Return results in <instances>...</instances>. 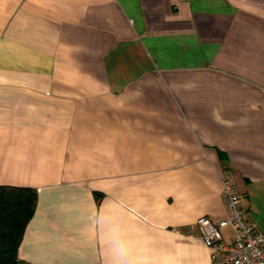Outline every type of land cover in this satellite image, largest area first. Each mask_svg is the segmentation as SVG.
Wrapping results in <instances>:
<instances>
[{"label": "crops", "instance_id": "0c3cea01", "mask_svg": "<svg viewBox=\"0 0 264 264\" xmlns=\"http://www.w3.org/2000/svg\"><path fill=\"white\" fill-rule=\"evenodd\" d=\"M222 177L264 233V0H0L22 264H211Z\"/></svg>", "mask_w": 264, "mask_h": 264}, {"label": "built area", "instance_id": "2783aa9c", "mask_svg": "<svg viewBox=\"0 0 264 264\" xmlns=\"http://www.w3.org/2000/svg\"><path fill=\"white\" fill-rule=\"evenodd\" d=\"M221 194L226 217L213 220L202 216L196 220L203 243L211 250V264H264V233L247 218L235 182L221 178ZM230 227L232 240L224 242L221 229Z\"/></svg>", "mask_w": 264, "mask_h": 264}, {"label": "trees", "instance_id": "16d2710c", "mask_svg": "<svg viewBox=\"0 0 264 264\" xmlns=\"http://www.w3.org/2000/svg\"><path fill=\"white\" fill-rule=\"evenodd\" d=\"M35 204L36 192L32 188L0 185V264H22L17 248Z\"/></svg>", "mask_w": 264, "mask_h": 264}]
</instances>
